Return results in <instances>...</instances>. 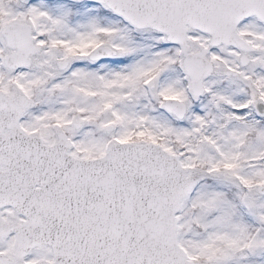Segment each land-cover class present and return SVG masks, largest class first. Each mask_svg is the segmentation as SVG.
I'll use <instances>...</instances> for the list:
<instances>
[{
  "label": "snow or ice",
  "instance_id": "6c2138e0",
  "mask_svg": "<svg viewBox=\"0 0 264 264\" xmlns=\"http://www.w3.org/2000/svg\"><path fill=\"white\" fill-rule=\"evenodd\" d=\"M0 264H264V0H0Z\"/></svg>",
  "mask_w": 264,
  "mask_h": 264
}]
</instances>
